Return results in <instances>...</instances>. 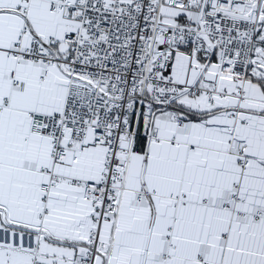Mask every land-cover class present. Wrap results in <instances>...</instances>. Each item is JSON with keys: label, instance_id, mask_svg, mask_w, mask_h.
<instances>
[{"label": "snow or ice", "instance_id": "snow-or-ice-1", "mask_svg": "<svg viewBox=\"0 0 264 264\" xmlns=\"http://www.w3.org/2000/svg\"><path fill=\"white\" fill-rule=\"evenodd\" d=\"M0 264H264V0H0Z\"/></svg>", "mask_w": 264, "mask_h": 264}]
</instances>
